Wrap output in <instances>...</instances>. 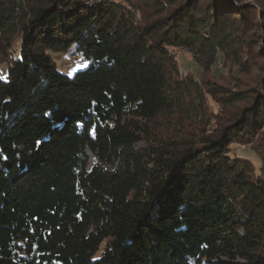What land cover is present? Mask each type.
<instances>
[{"label":"trees","instance_id":"obj_1","mask_svg":"<svg viewBox=\"0 0 264 264\" xmlns=\"http://www.w3.org/2000/svg\"><path fill=\"white\" fill-rule=\"evenodd\" d=\"M0 57V264H264V0H0Z\"/></svg>","mask_w":264,"mask_h":264},{"label":"rangeland","instance_id":"obj_2","mask_svg":"<svg viewBox=\"0 0 264 264\" xmlns=\"http://www.w3.org/2000/svg\"><path fill=\"white\" fill-rule=\"evenodd\" d=\"M253 2L255 0H247ZM19 41L16 42L15 47L10 51L11 56L16 55L15 48L18 46ZM54 58L59 70L70 76H73L78 70L84 69L89 65V62L85 59H77V57L70 56L64 52H50ZM177 56L179 58L183 73L190 72L194 76L199 77L202 74V68L194 61L192 54L185 50H177ZM220 59L224 61L223 67L215 66L213 71L207 74V76L213 77L219 83H222L229 88L236 90L248 87H259L260 92L263 94L262 86L259 82L261 80L262 72L259 70V65L263 63L262 59H253L249 70L242 71L240 67L231 61H225L221 56ZM11 58L0 57V77H6L7 66L10 64ZM212 109L216 112L219 111L220 106L210 100ZM264 151V140L255 141L253 143L238 142L231 146V154L250 159L258 171L261 166V156Z\"/></svg>","mask_w":264,"mask_h":264}]
</instances>
